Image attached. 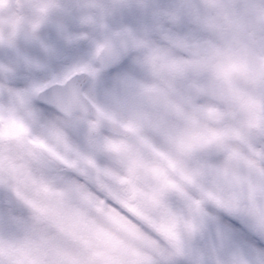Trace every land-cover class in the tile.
Segmentation results:
<instances>
[{
  "label": "clouds",
  "instance_id": "1",
  "mask_svg": "<svg viewBox=\"0 0 264 264\" xmlns=\"http://www.w3.org/2000/svg\"><path fill=\"white\" fill-rule=\"evenodd\" d=\"M0 264H264V0H0Z\"/></svg>",
  "mask_w": 264,
  "mask_h": 264
}]
</instances>
